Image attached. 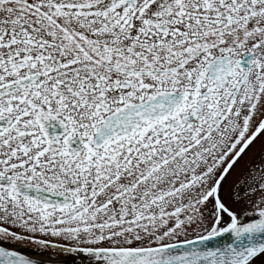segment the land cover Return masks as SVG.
Here are the masks:
<instances>
[{
    "label": "snow or ice",
    "instance_id": "1",
    "mask_svg": "<svg viewBox=\"0 0 264 264\" xmlns=\"http://www.w3.org/2000/svg\"><path fill=\"white\" fill-rule=\"evenodd\" d=\"M0 264H264V0H0Z\"/></svg>",
    "mask_w": 264,
    "mask_h": 264
}]
</instances>
